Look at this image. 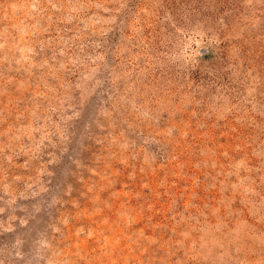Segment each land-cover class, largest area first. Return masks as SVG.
Instances as JSON below:
<instances>
[{
	"label": "rangeland",
	"instance_id": "1",
	"mask_svg": "<svg viewBox=\"0 0 264 264\" xmlns=\"http://www.w3.org/2000/svg\"><path fill=\"white\" fill-rule=\"evenodd\" d=\"M0 264H264V0H0Z\"/></svg>",
	"mask_w": 264,
	"mask_h": 264
}]
</instances>
